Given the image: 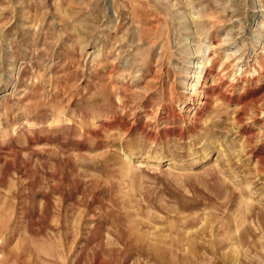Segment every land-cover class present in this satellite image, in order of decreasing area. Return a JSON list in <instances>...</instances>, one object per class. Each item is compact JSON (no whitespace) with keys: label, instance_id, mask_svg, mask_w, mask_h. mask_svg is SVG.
Masks as SVG:
<instances>
[{"label":"rangeland","instance_id":"374dc122","mask_svg":"<svg viewBox=\"0 0 264 264\" xmlns=\"http://www.w3.org/2000/svg\"><path fill=\"white\" fill-rule=\"evenodd\" d=\"M0 264H264V0H0Z\"/></svg>","mask_w":264,"mask_h":264},{"label":"bare ground","instance_id":"6f19581e","mask_svg":"<svg viewBox=\"0 0 264 264\" xmlns=\"http://www.w3.org/2000/svg\"><path fill=\"white\" fill-rule=\"evenodd\" d=\"M206 55V54H204ZM203 61L200 63H197V72L194 74V81L192 87L194 88V92L198 93L200 87L203 86L204 82L207 80L209 74H210V70L213 66V59H210L209 57L202 58ZM201 59V60H202ZM224 67V66H223Z\"/></svg>","mask_w":264,"mask_h":264}]
</instances>
